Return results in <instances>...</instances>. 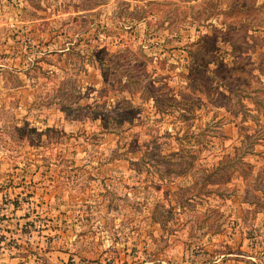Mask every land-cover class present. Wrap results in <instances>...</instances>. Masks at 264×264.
<instances>
[{
  "label": "rangeland",
  "instance_id": "374dc122",
  "mask_svg": "<svg viewBox=\"0 0 264 264\" xmlns=\"http://www.w3.org/2000/svg\"><path fill=\"white\" fill-rule=\"evenodd\" d=\"M264 0H0V264H264Z\"/></svg>",
  "mask_w": 264,
  "mask_h": 264
},
{
  "label": "trees",
  "instance_id": "16d2710c",
  "mask_svg": "<svg viewBox=\"0 0 264 264\" xmlns=\"http://www.w3.org/2000/svg\"><path fill=\"white\" fill-rule=\"evenodd\" d=\"M258 66H264V64H258Z\"/></svg>",
  "mask_w": 264,
  "mask_h": 264
}]
</instances>
